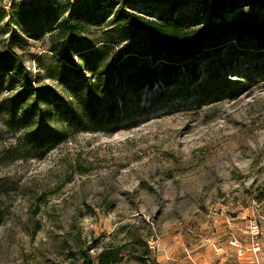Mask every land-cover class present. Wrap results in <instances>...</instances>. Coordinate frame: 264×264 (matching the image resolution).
<instances>
[{
	"label": "rangeland",
	"instance_id": "rangeland-1",
	"mask_svg": "<svg viewBox=\"0 0 264 264\" xmlns=\"http://www.w3.org/2000/svg\"><path fill=\"white\" fill-rule=\"evenodd\" d=\"M66 3L0 0V52L55 90L62 85L48 37L13 44L12 16ZM194 5L188 0L177 13L193 15ZM137 6L144 15L164 11ZM229 17L254 29L221 50L224 63H183L172 85L150 87L144 74L137 91L115 78L112 99L125 96L126 105L52 148L28 151L24 129L7 124L19 115L0 112V264H82L70 257L80 246L94 256L109 244H127L119 264H264V71L250 61L264 56V27L254 12ZM110 19L84 35L110 44L118 61L148 35ZM143 61L152 74L162 60ZM0 76L1 100L11 74Z\"/></svg>",
	"mask_w": 264,
	"mask_h": 264
},
{
	"label": "trees",
	"instance_id": "trees-1",
	"mask_svg": "<svg viewBox=\"0 0 264 264\" xmlns=\"http://www.w3.org/2000/svg\"><path fill=\"white\" fill-rule=\"evenodd\" d=\"M71 1L20 8L12 16L13 44H28L29 37H48L50 51L57 57L61 91L40 85V78L32 80L29 70L13 54L0 52V75L11 74L8 85L11 88L0 100V112L19 115L7 124L16 131L24 129L25 145L30 152L54 147L69 131L96 128L113 118L121 105H126L125 96H121L123 103L112 99L115 78L120 79L119 88L127 91L137 85L134 89L137 91L140 82L141 86L146 84L141 78L144 74L150 87L158 81L172 85L182 73L183 63L194 64L203 59L213 66L224 63L221 50L254 29L252 23L231 20L230 15L254 12L260 17V28L264 27V0H193V15L177 13L188 0H75L74 4ZM138 3L155 10L163 7L164 11L160 15L156 12L155 16L140 14ZM109 17L108 25L135 28L148 35L126 47L118 61L110 58V44L98 45L84 35L85 27ZM153 56L162 61L151 74L143 60ZM250 61L254 69L264 71L263 55ZM37 115L44 119L35 121ZM126 245H105L94 256L90 247L80 246L70 257L82 264H119ZM134 259L145 261L143 255Z\"/></svg>",
	"mask_w": 264,
	"mask_h": 264
},
{
	"label": "built area",
	"instance_id": "built-area-1",
	"mask_svg": "<svg viewBox=\"0 0 264 264\" xmlns=\"http://www.w3.org/2000/svg\"><path fill=\"white\" fill-rule=\"evenodd\" d=\"M260 249H261L260 246H258V245L256 246V245H255V246L253 247V252H254V253H257L258 251H260Z\"/></svg>",
	"mask_w": 264,
	"mask_h": 264
},
{
	"label": "crops",
	"instance_id": "crops-1",
	"mask_svg": "<svg viewBox=\"0 0 264 264\" xmlns=\"http://www.w3.org/2000/svg\"><path fill=\"white\" fill-rule=\"evenodd\" d=\"M252 254V253H251ZM262 255H259V258L261 257ZM262 258V257H261ZM263 259V258H262ZM256 262H258V260H256ZM260 263V262H259ZM261 264V263H260Z\"/></svg>",
	"mask_w": 264,
	"mask_h": 264
}]
</instances>
